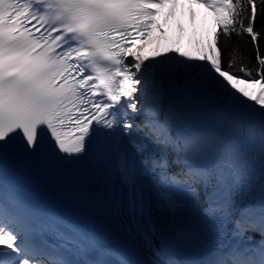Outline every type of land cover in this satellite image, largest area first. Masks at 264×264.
I'll use <instances>...</instances> for the list:
<instances>
[{
  "label": "snow or ice",
  "instance_id": "obj_1",
  "mask_svg": "<svg viewBox=\"0 0 264 264\" xmlns=\"http://www.w3.org/2000/svg\"><path fill=\"white\" fill-rule=\"evenodd\" d=\"M190 2L209 53L158 59L132 48L166 0H0V264H136L25 192L16 159L45 149L91 155L152 264H264V0ZM221 33L251 37L255 74L236 48L222 66Z\"/></svg>",
  "mask_w": 264,
  "mask_h": 264
},
{
  "label": "bare ground",
  "instance_id": "obj_2",
  "mask_svg": "<svg viewBox=\"0 0 264 264\" xmlns=\"http://www.w3.org/2000/svg\"><path fill=\"white\" fill-rule=\"evenodd\" d=\"M203 20H214L211 12L205 8L191 3L190 0H166L164 11L148 41L145 57L163 59V54L175 56V50L182 48L185 42L182 52L197 56L198 52L193 43L194 31L202 27ZM237 87L246 89L250 86L238 84Z\"/></svg>",
  "mask_w": 264,
  "mask_h": 264
},
{
  "label": "trees",
  "instance_id": "obj_3",
  "mask_svg": "<svg viewBox=\"0 0 264 264\" xmlns=\"http://www.w3.org/2000/svg\"><path fill=\"white\" fill-rule=\"evenodd\" d=\"M260 0H256L257 5H259ZM249 15L251 12V7L249 6ZM247 24V20H245V25ZM239 28V25L236 26ZM218 26L216 25L214 33L218 32ZM254 31L259 33L258 37V45L259 52L262 57H264V13L258 14L254 21ZM213 40V39H212ZM212 40H203L199 45V51L201 54H208L210 48L212 47ZM219 47L222 51V66L227 67L229 54L231 53L233 48L238 49V53L240 56L244 57V63L247 67L253 68V66L258 67L256 63V47L253 45L251 37L248 34H243L242 36H236L235 33L231 35L230 40L225 41V37L223 34H220L219 37ZM240 66L239 59L237 61V65L235 68L231 69V71H236L237 74L243 77V73L238 72V68ZM253 74H255V69L253 68ZM258 78V77H257Z\"/></svg>",
  "mask_w": 264,
  "mask_h": 264
},
{
  "label": "rangeland",
  "instance_id": "obj_4",
  "mask_svg": "<svg viewBox=\"0 0 264 264\" xmlns=\"http://www.w3.org/2000/svg\"><path fill=\"white\" fill-rule=\"evenodd\" d=\"M204 27H207L209 29V32L211 33V29H210V26H209L208 23H204L203 24V29H204ZM199 37H201V36H199ZM245 90L248 91L250 94H254V93L259 91V85H257L256 87H251L250 86L249 88H246ZM249 103H251V102H249Z\"/></svg>",
  "mask_w": 264,
  "mask_h": 264
}]
</instances>
